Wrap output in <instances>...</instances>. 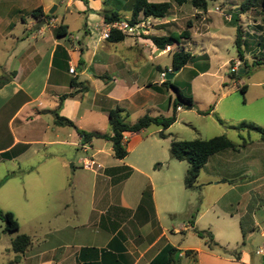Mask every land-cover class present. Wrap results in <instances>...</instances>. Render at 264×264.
<instances>
[{
	"label": "crops",
	"instance_id": "1",
	"mask_svg": "<svg viewBox=\"0 0 264 264\" xmlns=\"http://www.w3.org/2000/svg\"><path fill=\"white\" fill-rule=\"evenodd\" d=\"M54 3L53 13L44 17L46 21L43 24L36 26L40 18L34 17L31 10L41 6L48 13ZM104 4L102 0H0V75L10 70L15 71L11 79L0 86V161L9 160L15 165L10 172L4 174L1 183L20 175L19 181L10 183L13 189L26 190L28 184L32 191L38 189L44 194L48 193V174L51 172L52 158L63 152L61 145L68 143L80 144L84 150L92 149L90 155L82 157V160L91 158L99 167L95 169L94 164L89 168L95 174V187L98 178L104 177L103 186L92 192L91 211L96 213L86 222L84 220L80 223L93 226L92 239L62 251H58L59 246H51L44 251L34 250L31 239V244L23 253L25 258L30 262L35 261L36 264H150L159 250L170 243L178 248L175 257L179 264H264V253L257 251L264 247V220H259L254 208L261 201L258 202L251 196L240 212L238 229L241 240L238 249L231 251L226 248L227 252L218 251L215 249L216 244L209 246L206 240L202 245L175 242L176 234L186 236L195 233L193 227L199 228L196 223L200 215L193 219L192 208L182 209L178 206L180 185L175 182L179 178V171H168L173 163L167 159L165 165L160 162V166L156 167V158L149 155L146 169L138 162L126 159L127 154L121 158L114 156L109 139L102 138L100 145L94 144L96 137L83 142L73 127L68 129L67 125L53 123L52 110L58 104L59 95L65 92L71 94L63 99L58 112L71 118L82 128L86 127L82 126L86 110L108 113L110 108L120 105L126 109L127 116L132 113L136 117L145 112L160 113V93L165 92L158 84L161 82L148 80L145 84H139L137 74L146 63V55L157 56L165 51L170 52L175 43L159 48L147 35H125L119 41L102 37L105 21L100 12L103 11L101 9ZM191 7V12L200 11L192 5ZM109 10H116L121 14L117 6ZM73 14L81 16L83 21L80 25L72 26L68 15ZM154 18L160 22L169 20L167 15ZM60 23L67 26L64 27L65 32L57 34ZM147 30L150 34H167L156 33L150 28H146ZM209 30L207 27L197 30L192 24L189 38L193 40L195 33L205 36ZM58 45L65 49L66 56L57 55L53 62V53ZM201 49L198 52L190 51L197 55L202 54L209 60L208 50ZM236 57L238 56L230 57L229 60ZM69 64L74 65V72L68 70ZM155 67L160 69L159 64ZM239 68L241 73H246L244 67ZM206 70L196 69L195 73L200 74ZM241 75L229 74V78L239 87L245 84L246 91L248 86ZM72 77L86 83L87 88L79 90L78 85H71ZM167 94L169 104L172 94L170 91ZM90 125L92 126L86 127L87 130H98L94 121ZM243 131L247 132V137ZM249 131H240L247 139L245 144H240L241 137L238 134L240 140H233L238 144L236 148H226L210 154L199 174L205 171L212 173L213 177L225 179V172L216 170L215 167L217 164L229 166L237 162L238 158L232 152H239L250 145L252 139L249 138ZM105 132H110V129ZM136 132L138 131L125 132L124 145L127 150L130 148V133L134 134L130 145L135 140L139 141ZM101 152L114 156L112 164L97 162L95 157H100ZM248 153L251 158L260 156L254 152ZM169 160L177 159L169 157ZM162 167L166 171L162 175V182H159V188L164 191L168 200L167 209L177 215L176 220L167 223L159 218L156 187L150 174V170H159ZM218 181L215 180V183ZM127 182H130L131 189L124 191L123 187ZM263 185L264 183L258 184L257 187L261 188ZM144 191H149V194ZM35 195L33 193L32 197ZM25 199L29 201L28 197ZM62 203L67 205L65 201ZM191 218L193 223L190 222ZM77 226L78 224L65 223L62 227H54L52 232L66 229L74 233ZM254 231L262 239L256 244L248 245L245 236ZM211 233L218 243L214 233ZM187 248L193 249V252L185 253ZM183 256L184 259L181 258Z\"/></svg>",
	"mask_w": 264,
	"mask_h": 264
},
{
	"label": "rangeland",
	"instance_id": "2",
	"mask_svg": "<svg viewBox=\"0 0 264 264\" xmlns=\"http://www.w3.org/2000/svg\"><path fill=\"white\" fill-rule=\"evenodd\" d=\"M132 1L102 0L105 4L101 10L109 12V9L117 6L120 8L122 16L129 17ZM170 1L172 6L167 14L169 20L160 22L154 17H143L145 27L156 33H169L182 30L186 27L187 19H191L197 30L209 28L210 32L205 36L195 33L194 41L190 38H183L180 44H173L170 51L172 52L180 46L194 52L206 48L210 54L209 60L207 59L209 67L205 72L196 74L197 64L188 62L171 78H166L181 87L184 92L191 94L194 105L189 108L182 105L181 109L175 110L176 119L164 129L168 134L166 137L158 135L159 126L150 124L136 132L139 141L135 140V143L130 145L132 135H134L130 133L128 136L130 148L126 159L138 162L146 169L148 168L149 155L156 158L154 163L156 167L160 166V162L165 165L167 159L173 163L168 171H179V178L175 182L180 185L177 197L178 206L182 209L192 208L193 219L200 215L196 224L199 228H209L214 233L218 242L215 246L216 250L223 251L228 248L232 251L240 247L241 233L238 229V219L241 210L251 196L258 202H262L255 205L254 208L259 220H264V185L261 188L257 187L258 184L264 183V139L260 138L258 131L250 130L249 138L252 139L250 145L242 148L239 152H232L238 158L237 162L229 166L227 164L216 165V170L225 172V179L213 177L212 173L211 175L210 172L202 171L196 180L197 185L193 188H187L183 183L187 161L169 160L168 146L172 137L180 139L206 138L221 133L238 142L240 140L238 130L231 124L241 120L253 121L264 128V13L260 9V0H255L254 5L243 12L239 8L242 0H208L207 9L198 12H191L193 8L189 3L177 4L174 0ZM214 6H218L219 9H212L211 7ZM58 10L60 11L61 8ZM68 16L72 26L80 25L83 21L79 14ZM237 24L240 25L246 42L244 58L248 63L247 72L241 75L242 80L248 86L245 92H242L234 80L229 78V73L232 71L230 70L231 66L237 65L238 69L236 70H239V67L244 65V61L239 57L229 60L230 57L237 55L234 44ZM149 34L150 31L147 30L139 31V34L135 35ZM170 52L165 51L157 56L146 55V63L141 72L137 74V83L145 84L148 80L159 81V70L163 68L167 71L171 66ZM255 59H259L261 62L251 64V61ZM203 61V57H200L197 63L202 64ZM157 64L160 65V69L155 67ZM160 86L165 91L160 93L162 98V103L159 106L160 113L170 114L173 108L168 104L167 91H170L172 96H177L176 91L166 85ZM210 107L211 109L207 113L200 112V110H207ZM136 116L135 113L126 115L125 120L134 121ZM216 116L222 118L225 123L219 122ZM89 121L90 123L94 121V126L99 131L105 132L110 129L106 111L86 110L82 126L91 127ZM86 127L83 128L86 129ZM67 128L71 129L70 126ZM243 134L246 137L248 135L246 131H243ZM94 141L95 145H100L103 139L96 137ZM61 146L63 152L52 158L51 172L48 174L50 190L45 194L38 189L32 191L28 184L26 190L13 189L10 183L19 181L20 175L10 177L4 184L1 183L4 174L15 165L9 160L0 161V208L14 211L19 223L17 230H4V221L0 218V264H36L35 261L27 260L25 254H18L12 250L11 238L19 232L29 234L33 240L32 249L41 251L48 250L51 246H59L58 251H62L92 239L93 226L80 223L84 220L86 222L96 213L91 211L92 192L95 188L99 190L103 186L104 177L98 178L95 187L93 170L83 166L82 157L89 156L92 149L84 150L80 144L72 143ZM248 152L260 154L262 158L260 156L251 158L248 156ZM99 156L95 159L103 164H112L114 159L112 154L106 152H101ZM259 160L261 161L259 162ZM94 168L99 169L96 164ZM165 171L164 167L159 170H150L156 187L159 218L163 223L177 219V215L167 209L166 202L168 200L164 191L159 188V182ZM147 180L150 183V179L147 178ZM215 180L219 181L215 183ZM129 183L124 185V191L131 189ZM20 192L22 196H20ZM33 193L36 195L32 197ZM113 194L115 196L116 192ZM25 197L29 198L28 202ZM64 201L67 202V205L62 203ZM65 223L78 224L75 232L71 233L66 229L52 232L54 227H62ZM261 239L256 231L245 236L248 245L256 244ZM174 240L181 244L185 242L202 245L205 238L196 233H189L186 236L179 233L175 235Z\"/></svg>",
	"mask_w": 264,
	"mask_h": 264
},
{
	"label": "trees",
	"instance_id": "3",
	"mask_svg": "<svg viewBox=\"0 0 264 264\" xmlns=\"http://www.w3.org/2000/svg\"><path fill=\"white\" fill-rule=\"evenodd\" d=\"M86 2L87 0H83ZM177 4H182L184 2H189L193 7L198 8L200 10H206L208 6V0H174ZM255 0H242L239 8L240 10L246 11L252 5H254ZM172 6V2L170 0H133L130 8L129 17L122 16L118 11H101V17L105 22L113 21L116 19L126 18L129 23H134L139 20L141 16H153V17H164L168 14L170 8ZM260 9L264 13V0H260ZM31 14L37 19L42 17L50 16V14L45 13L41 6H37L31 10ZM192 25V20L187 19L186 27L180 31H171L167 34H149L147 35L152 42L159 48H164L168 44L177 43L180 44L183 38H189L191 31L190 26ZM67 25L60 23L57 27V34H62L65 32V28ZM125 34L122 33L119 29L111 28L109 36L107 37L110 41H119L124 38ZM234 44L237 49V56L244 61V65L242 67L245 68V72H247V61L244 58V46L246 44L244 37L242 35V31L240 29V25H236V35L234 37ZM57 55L66 56L65 49L58 45L56 46L53 53V62H55V58ZM203 57L204 61L202 64L197 63V60ZM187 62H193L195 65L197 64L198 70H206L208 67V61L206 56L197 55L191 52L188 49H185L183 46L174 49L171 52V66L170 70L180 69ZM261 61L259 59H255L251 61V64H258ZM67 63V62H66ZM15 71L10 70L7 73L0 75V86L5 82L9 81L11 77L14 75ZM231 76H240L242 73L239 70L231 71L229 73ZM71 85H78L79 90H83L87 88V84L82 81H76L74 77L70 79ZM160 85H166L167 87H172L176 89L177 96H171L169 98V105L172 106L173 110L170 114H150L148 112L143 113L138 116L134 121H126L125 116L127 115V111L124 107L120 105H115L110 108L108 111V123L110 132H103L99 130H87L82 127H79L71 118L59 114L58 109L62 105L63 99L71 94L70 92H65L59 95V100L57 106L52 110L53 114V123L56 125H67L73 127L76 132L80 135L81 140L83 142H88L92 137H101L105 139H109L111 141L113 154L116 157H124L128 150L124 145L123 134L125 132H135L139 131L142 128L149 126L150 124H155L159 126V130L157 131L160 137H166L168 134L164 131L175 119H176V106L183 105L186 108L192 107L194 105V99L191 94L184 92V90L177 86L175 83L170 82L169 79H164L161 81ZM242 92H245L246 85L243 84L240 87ZM211 107L207 110H200L202 113H207ZM217 120L221 123H225V121L216 116ZM233 128L238 130V134L241 137V143L245 144L247 139L243 134H241V130H256L260 133V137L264 139V128L253 122L248 120H241L235 124H231ZM238 146L232 139H230L226 134L221 133L217 135H213L206 138L195 137L191 139H180L172 137L169 142L168 152L169 157L177 160H186L188 165L185 169L183 175V183L187 188H193L197 185L196 180L199 175V172L202 166L207 161L210 154L226 149V148H236ZM144 193L149 194V191H144ZM193 216V213H192ZM0 218L4 221V230H17L19 228L18 220L12 210L2 209L0 208ZM190 222L193 223V219H190ZM195 233L204 237L206 243L209 246L215 245L216 241L213 238V235L209 229H199L197 227H193ZM11 248L14 252L18 254H23L26 248L31 244V237L29 234L25 232H19L14 237L11 238L10 241ZM178 248L167 243L164 245L159 252L153 257L150 264H179L178 258L175 257ZM185 253L193 252V249L187 248L184 250Z\"/></svg>",
	"mask_w": 264,
	"mask_h": 264
},
{
	"label": "built area",
	"instance_id": "4",
	"mask_svg": "<svg viewBox=\"0 0 264 264\" xmlns=\"http://www.w3.org/2000/svg\"><path fill=\"white\" fill-rule=\"evenodd\" d=\"M212 9H219L218 6H214ZM111 28H116L119 29L122 33H124L125 35H133V34H139V31H146V27H145V19L143 18V16H141L139 18L138 21L134 22V23H129V21L126 18H121V19H116L113 21H109V22H105V27L102 31V37H108L109 33H110V29ZM74 65L69 64L68 66V70L70 72H74ZM238 69L237 65H233L230 67V70H236ZM170 70V68H169ZM166 70H161L159 72V81H163L166 78ZM181 105H177L176 109H180ZM126 138V134H123V140ZM95 164V161L91 158L86 159L83 161V166L86 168H91L93 167V165ZM97 165H99L97 163ZM258 252L264 253V247H260L257 249Z\"/></svg>",
	"mask_w": 264,
	"mask_h": 264
},
{
	"label": "water",
	"instance_id": "5",
	"mask_svg": "<svg viewBox=\"0 0 264 264\" xmlns=\"http://www.w3.org/2000/svg\"><path fill=\"white\" fill-rule=\"evenodd\" d=\"M55 8V4L52 6V8L48 9V13L51 15L53 13V10ZM46 21V19L44 17L40 18L39 21L37 22L36 26L43 24ZM240 70V69H239ZM178 69H174V70H167L166 72V78H171L175 72H177ZM173 91H176L175 88H172Z\"/></svg>",
	"mask_w": 264,
	"mask_h": 264
}]
</instances>
